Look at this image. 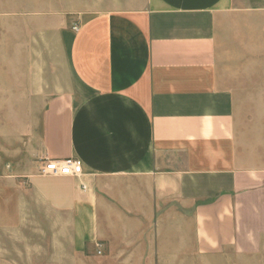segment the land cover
Returning a JSON list of instances; mask_svg holds the SVG:
<instances>
[{"label": "crops", "instance_id": "obj_1", "mask_svg": "<svg viewBox=\"0 0 264 264\" xmlns=\"http://www.w3.org/2000/svg\"><path fill=\"white\" fill-rule=\"evenodd\" d=\"M26 229L42 264H264V0H0V264Z\"/></svg>", "mask_w": 264, "mask_h": 264}, {"label": "rangeland", "instance_id": "obj_2", "mask_svg": "<svg viewBox=\"0 0 264 264\" xmlns=\"http://www.w3.org/2000/svg\"><path fill=\"white\" fill-rule=\"evenodd\" d=\"M127 1L129 0H70V4L77 7L81 5H92L94 3L98 5L100 8H107L112 5L122 6ZM23 186H29L28 182L27 183L25 182ZM36 210H37L36 218L39 217L41 219L42 214L40 210L38 208ZM25 236L32 239L36 245L35 244L31 246L24 245L23 247H21L22 253L19 260L21 259L22 264H42L40 260L45 258L46 254L50 253L48 252V249L50 250V247L53 249L52 253L55 254L56 252L55 245L50 246L49 244H45V239H43V237L45 236L43 235V230L32 231L26 229ZM4 239L7 240L6 243L7 245H9L6 248L7 263L5 264H15L14 263L15 256L13 255L14 248L11 243V236L10 235L5 236ZM46 250L47 252H45ZM31 261L33 262L31 263Z\"/></svg>", "mask_w": 264, "mask_h": 264}, {"label": "built area", "instance_id": "obj_3", "mask_svg": "<svg viewBox=\"0 0 264 264\" xmlns=\"http://www.w3.org/2000/svg\"><path fill=\"white\" fill-rule=\"evenodd\" d=\"M84 163L82 159L77 157L53 158L46 162V165L41 169V174L47 177L51 176H72L80 177L83 173ZM83 187L85 185L83 184ZM97 253L102 254L103 243L99 242Z\"/></svg>", "mask_w": 264, "mask_h": 264}]
</instances>
